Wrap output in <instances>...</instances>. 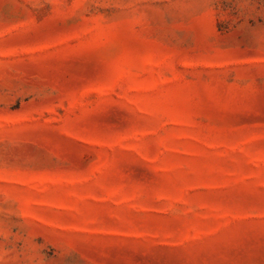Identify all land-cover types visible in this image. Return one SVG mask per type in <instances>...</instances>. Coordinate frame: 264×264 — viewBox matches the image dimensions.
Returning <instances> with one entry per match:
<instances>
[{"label": "rangeland", "instance_id": "1", "mask_svg": "<svg viewBox=\"0 0 264 264\" xmlns=\"http://www.w3.org/2000/svg\"><path fill=\"white\" fill-rule=\"evenodd\" d=\"M0 264H264V0H0Z\"/></svg>", "mask_w": 264, "mask_h": 264}]
</instances>
